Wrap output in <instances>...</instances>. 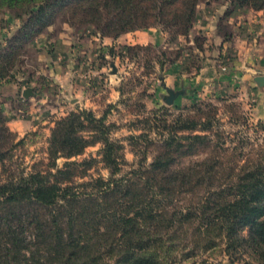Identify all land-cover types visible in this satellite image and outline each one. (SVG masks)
<instances>
[{"label": "trees", "instance_id": "trees-1", "mask_svg": "<svg viewBox=\"0 0 264 264\" xmlns=\"http://www.w3.org/2000/svg\"><path fill=\"white\" fill-rule=\"evenodd\" d=\"M199 1L210 0H0L28 17L0 52V78L56 16L93 25L103 37L158 24L185 26V35ZM229 1L264 11V0ZM185 111L170 121L159 112L140 121L143 133L127 139L138 162L120 177L124 148L111 139L106 114L82 110L56 122L48 162L0 182V264H182L217 249L231 263L264 264V146L227 147L209 104ZM16 138L0 109V165ZM96 145L98 159L57 167ZM98 164L107 179L78 182Z\"/></svg>", "mask_w": 264, "mask_h": 264}, {"label": "rangeland", "instance_id": "rangeland-1", "mask_svg": "<svg viewBox=\"0 0 264 264\" xmlns=\"http://www.w3.org/2000/svg\"><path fill=\"white\" fill-rule=\"evenodd\" d=\"M27 18L26 13L0 3V52L5 51ZM208 24L215 29L210 31ZM186 29L183 35L185 26L158 24L112 38L103 37L93 25L56 16L10 58L8 74L0 78V109L19 143L0 165V182L26 177L35 165L46 164L55 123L82 110L97 118L106 114V124L112 126L111 139L124 148L127 165L117 177L137 164L127 139L143 133L140 121L153 112L170 121L180 111L209 104L218 112L213 130L225 132L227 147H242L248 152L264 146V120L256 115L252 87L236 74L232 75L234 86L200 76L208 67L216 70L217 79L240 71L246 45L241 47L242 40L264 41V11L232 5L229 0L199 1ZM255 66L258 64L252 63V68ZM259 67L263 69L264 65ZM254 74L257 77L264 72L259 69ZM29 90L32 94L24 97V91ZM168 91L178 95L172 105L165 102ZM235 114L242 120L235 122ZM100 149V145L90 147L82 156L70 161L59 159L56 165L60 169L67 162L98 159ZM152 159L150 152L147 164ZM99 177H109L101 164L78 182ZM224 261L244 264L231 263L221 249L182 264Z\"/></svg>", "mask_w": 264, "mask_h": 264}, {"label": "crops", "instance_id": "crops-1", "mask_svg": "<svg viewBox=\"0 0 264 264\" xmlns=\"http://www.w3.org/2000/svg\"><path fill=\"white\" fill-rule=\"evenodd\" d=\"M207 28L210 31H213L215 29V27H213L211 24H208ZM147 40L149 41L150 39L148 38ZM241 43H242L241 47H243V44H246V45H244V52H243L245 60L240 61V64H239L240 69L238 68V70L240 71L236 70L237 72H234L230 75L223 74L220 78L217 79L218 76L216 77V70H214V68L208 67L205 73L202 72L200 76L204 77L206 75L208 76V78H215V82L219 80V81H222L226 85L227 84L233 85L232 75L236 74L239 77L238 79H241L243 83L252 87V93L256 97L255 99L256 100V107H255L256 115L260 120H264V89H259L255 87V84L253 83V80L257 75V74H254V72L256 70L259 71V69H261L262 72H264V68L262 69L259 67V65H264V41L262 40L258 42L257 40H255V42H252V41L248 42L247 40L246 41L242 40ZM255 51H257L258 53L256 56L254 54H251L252 52L255 53ZM252 63L258 64V66H255L254 68H252ZM242 69H244V71H241ZM262 75L264 76V74ZM200 76L198 80L201 78ZM214 85L216 86V83ZM223 264H226L225 261L223 262Z\"/></svg>", "mask_w": 264, "mask_h": 264}, {"label": "water", "instance_id": "water-1", "mask_svg": "<svg viewBox=\"0 0 264 264\" xmlns=\"http://www.w3.org/2000/svg\"><path fill=\"white\" fill-rule=\"evenodd\" d=\"M254 82L259 89H264V76L259 75V76L255 77ZM168 93H169V98L165 102L167 105H172L174 100L176 99V97L178 95L172 93L171 91H168ZM31 94H32V91H30V90L24 91V93H23L24 97H28Z\"/></svg>", "mask_w": 264, "mask_h": 264}]
</instances>
